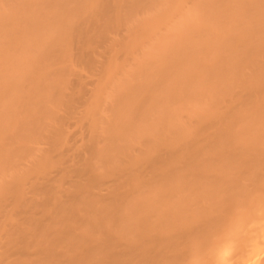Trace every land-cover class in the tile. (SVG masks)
<instances>
[{"label":"bare ground","instance_id":"obj_1","mask_svg":"<svg viewBox=\"0 0 264 264\" xmlns=\"http://www.w3.org/2000/svg\"><path fill=\"white\" fill-rule=\"evenodd\" d=\"M0 264H264V0H0Z\"/></svg>","mask_w":264,"mask_h":264}]
</instances>
